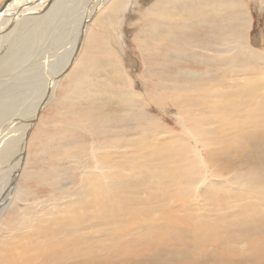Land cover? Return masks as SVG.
Masks as SVG:
<instances>
[{"label":"bare ground","instance_id":"6f19581e","mask_svg":"<svg viewBox=\"0 0 264 264\" xmlns=\"http://www.w3.org/2000/svg\"><path fill=\"white\" fill-rule=\"evenodd\" d=\"M39 1L10 0L0 13V24H4L0 33L15 20H20L23 29L29 28L22 30L15 45L13 42L16 56L7 59L11 81L0 77L9 89L0 94V221L3 216L8 222L2 228L4 235L0 233V264H264V134L260 137L258 133L264 124V78L254 69H264V48L247 35L252 20L261 12L254 9V17L240 0H82L86 8L79 19L81 0ZM29 12L31 15L24 17ZM52 20H57L55 25ZM70 25L75 32L73 48L61 61L62 68L57 66V75L46 79L44 96L31 107L30 118L26 116L24 123L8 118L23 98L34 99L35 75L30 70L27 46H35L47 35L52 39L61 33L62 39ZM134 34L126 50L125 39ZM129 50H143L152 60L142 58L143 70L140 75L137 67L131 70L133 79L128 64L120 62V55ZM229 52L237 54L229 56ZM21 59L26 64L24 72L13 74L15 62ZM176 60L205 70L217 66L218 71L180 72ZM248 62L253 63V69L245 78L244 63ZM44 64L49 67L48 61ZM103 66H112L121 80L112 84L98 81V76L112 75L101 74ZM230 66L241 75L233 97L227 90L226 102L236 106H226L242 112L232 115L220 105L221 94L209 92L216 81L219 87L226 84L223 70ZM214 74L216 81L207 79ZM118 82L128 89H115ZM109 86L112 92L103 93ZM162 92L178 101L180 95L192 94L191 102L182 106L185 111L177 124L189 129L188 137L193 136L196 144L180 131L172 133L163 127L148 129L149 134L138 141L128 140L121 131L113 133L116 124L145 115L150 103L161 101ZM96 99H104L101 105L106 104L107 109L110 101H118L117 111L95 110L93 105H100ZM76 103L82 106H74ZM45 107L50 108L42 120L39 111ZM234 118L243 121L245 138L241 139L247 143L238 142L233 134L240 127ZM140 121L127 126L129 134L137 130ZM22 124V133H16ZM35 140L41 147L37 155L46 153L52 165L58 160L64 161L61 166H74V172L61 170L55 176L52 193L66 195L53 205L31 201L35 196L32 183L38 174L29 167L28 145ZM52 148L57 155L50 153ZM191 161H198L192 165L201 167L196 171ZM257 163H263L262 167ZM235 166L236 173L227 177ZM191 173L188 180L182 177ZM63 177L73 183L79 177L81 183L67 187L66 181L60 184ZM121 182L132 187L130 193L119 192L113 197L109 193ZM204 182L208 185L203 193V187L194 195L186 191L188 186L199 187ZM202 195L199 200L193 197ZM205 197L208 202H203ZM9 214L19 215V220L12 222ZM224 224L233 225L227 228ZM253 226L255 232L248 233ZM241 228L240 233H234ZM216 231L220 235L216 236ZM225 233H233L228 236L242 244L227 245Z\"/></svg>","mask_w":264,"mask_h":264},{"label":"rangeland","instance_id":"374dc122","mask_svg":"<svg viewBox=\"0 0 264 264\" xmlns=\"http://www.w3.org/2000/svg\"><path fill=\"white\" fill-rule=\"evenodd\" d=\"M5 1L6 0H0V6ZM39 2H41V0ZM150 2H152V1L150 0ZM240 2H241L240 4L242 5V7H245L246 10H250L251 11L250 13H252L254 17H255V13L253 11L254 9H257V13L261 12L259 15L257 14L259 18L256 17L257 19L254 18L252 20V23H251L252 27L247 32V35L249 34L251 36L250 40H251L252 43H254V40L256 39L255 41L257 43H260L259 46L260 47L262 46L261 48H264V11H263V9H264V3L263 2L264 1L263 0H240ZM255 2H258L259 4L255 3ZM78 3L81 4V6L79 5L78 10H77V11H79L78 15H79V19H80L81 16H82L81 14H83L82 12H84L86 7H85V3H83L82 0L79 1ZM71 4H72V2L69 3V5H71ZM254 4H258V5L255 6ZM69 5H68V9L70 10ZM44 6H46V5H44ZM260 6L262 8V11H260ZM32 7L33 6H31L30 8H32ZM146 7H148V5L145 6L144 8H146ZM16 8H18V6H16L14 9H16ZM42 8H44V7H42ZM70 12L72 13L73 11L70 10ZM245 14L248 15L246 11H245ZM30 15H31V13L29 12L24 17H29ZM79 19H77L75 21H78ZM57 20H54L55 22L52 20V23H54V25H55ZM138 21L139 20H136V22H138ZM2 26H4V24L1 23L0 27H2ZM67 28L64 30V36H63L62 39H61V33L57 37L54 36V38H52V39H50V35H47L44 40H42L41 42L35 43V46H27V52L30 53L29 60L31 59V62L29 64H31V68L32 69H30V70H32L33 76L35 75L33 82L35 81V83H36V85H34V88L35 87L37 88V89L35 88V90L37 92H35V90L33 92L32 97L34 99L31 97L33 99V101L28 97V98H23L22 101L18 102L17 105H19V106L17 107L15 105L14 106L15 109L13 107V109L9 112V115L7 116L8 118L10 117V118L20 119L22 122L23 121L25 122V120H27L28 117L30 118V116L32 114V110H33L31 107H33L34 105L38 104L39 100L42 99L41 97L44 96L43 93L45 92L44 90L46 89V86H47L46 84L48 83L46 79L51 80L52 78H54V76L57 75V73L59 72V71L57 72V69H56L57 66L60 64L61 65L60 69L62 68L63 63H61V61H63V59L65 58V55H67L71 51V49L73 48L75 32H74V30H73L71 25L68 26ZM22 30L23 31H26V30L29 31V28L23 29L20 20H15L13 25H11V23H10V26L5 31L0 33V77H1L2 80L7 81V82H10L11 79H12V78L9 77L11 74L7 75L8 70H9V69H7V71H6V65L9 63V62H7V59L8 58L10 59L11 55H15L16 56V54L13 53L12 45H13V42H14V45H15V42L17 40L21 39ZM251 30H252V32L250 33ZM134 36H135V34L133 36H129L128 38L125 39L124 44L126 43L125 44L126 50H127V47H128L127 44L128 45H132L131 42L134 41V38H135ZM67 37H68V39H67ZM129 41H130V43H129ZM69 43H71V44H69ZM67 44H69V46ZM131 51L132 50L125 51L123 53V56L125 55L124 56L125 58L122 55H120V57H121L120 58V62H122V60L124 61V63L126 62V64H128L127 67H129L130 71L137 67V71L139 72L137 75H140L142 70H143V68H141L142 64L144 63L143 59L145 58V60L148 61V62L149 61L152 62V60L150 58H146V56L144 55L143 50L137 51L135 53L133 51L132 52ZM180 52L181 51H179V53ZM236 54H237V52L236 53L229 52V56H234ZM49 57H50V59H49ZM51 58H53L55 60H51ZM22 59L19 60L18 62L17 61L15 62L18 69L15 68L16 71H13L14 72L13 74H17L18 71L19 72L20 71L24 72L26 64L22 63L23 62ZM132 60L135 62L134 63V68H133ZM45 61H48V63H49V67L48 68L45 67V64H44ZM34 65H36V66H34ZM175 66H176L177 71H180V72H193V73H195V71H200V73H207V72H211V71H213V72L218 71L217 68H216L217 66H214V67L209 68L208 70H205L204 67L199 66V65H195V64H188V65L184 64L183 65L178 60L175 61ZM37 67H38V69H37ZM244 67L247 70V72H246L247 76H245V78H247V77H249L252 74L253 63L252 62H248L247 64L244 63ZM34 69H35V72L37 74H34ZM106 69H108V70H106ZM254 69H255V71L257 73H262V77L264 78V69H262L260 66L255 67ZM38 70H39V72H38ZM113 70L114 69L112 68V66H108V67L103 66L101 68V74H106L107 72H110L112 75L111 76L102 75L105 78H103L102 76H98V77H96V79L98 81H105V83H108V84H112L114 82V80H121V78H118L116 76L117 74L115 72L113 73ZM223 72L225 73V76H226L225 77L226 84L223 87L217 86V82H218V81H216V79L218 77L217 74H214L213 77L211 75L208 76L207 79L212 78V80H213V78H214V80L216 81L215 83L211 84V89H210L209 92H211L214 95L215 94H221L220 98L222 99V104H220V105L223 106L224 112L229 113L231 115L233 113H242V112L230 111V108L228 106H226V104H228L230 106H233V107L236 106L235 103L230 101V100L226 102V96H228L227 90H230L232 92V96L231 97H233L234 91L237 89L236 86H235V83H237V79H239V78H237V76L239 75L241 77V75H240V73H238V71L235 68H232L231 66H230V68H225L223 70ZM38 73L39 74L41 73V75H38ZM42 73L45 74V77L43 76ZM234 73L236 75H234ZM3 74H4V76H1ZM129 75L131 76L132 79L135 78L134 77L135 75L134 76L132 75V71L130 72ZM44 78H45V80H44ZM228 78L230 79V83L228 81ZM124 79H125V77H124ZM223 81H224V79H223ZM167 82H169V81H167ZM2 83L3 82L0 80V94L1 93L6 94L9 89L5 85H3ZM138 84L139 83L135 82V89L137 91H140V87L136 86ZM195 88L196 87L193 86L191 92ZM112 89L113 88H111L109 86L106 91L105 90L103 91V93H107V92L111 93ZM115 89H128V85L122 86L118 82L115 85ZM39 91H41V92H39ZM39 93H41V94L39 95ZM161 94H163L161 101H159L158 103H156V102L150 103L145 108L146 114L143 115V116H137L135 118V120L141 118V121H140L139 126H138L136 131L132 132L131 134H129L131 131H127V126L133 124V122L135 121L134 120L133 122H130V123H119V124H116L114 129H113V131H114L113 133H117V132L121 131V132L126 133L125 135H123V137L127 136L128 140H130V141H138L140 138H142V137H144V136L149 134L148 129L150 131H153L155 129H160L159 127H163L162 129L164 131L168 130L169 132H172V133H174L175 131H180L181 135L186 140L193 141L196 144L195 140L193 139V136L192 137H188V134L191 133L189 131V129L187 127L183 126L182 124H180V125L177 124V120L178 119L182 120L183 112L185 111L182 106L191 102L192 94L191 93H184V94L180 95L181 96V100H179V101L177 99H175V96L168 95L167 92H164V93L162 92ZM189 94L191 95V97L189 99L183 98L184 96L189 95ZM222 94L225 95V96H223ZM37 96L40 97V98H38ZM99 100H100V102H99L100 105H93V108L95 110L98 109V107H99V110H102L105 113H108V112H110L112 110L117 111L116 106H117V102L118 101L117 102H115V100L110 101V103L111 102L112 103L107 105V107H108V109H107L106 108V104H104L105 106L101 105V104L105 103V100L104 99H96V101H99ZM6 102H9V101H6ZM29 102H31L33 105H28ZM82 104H84V103H82ZM0 106H2V102H0ZM72 106L73 105H70V107H72ZM74 106L80 108L82 105H80V103H76V105H74ZM85 106L87 107V105H84V107ZM256 106L258 108L262 107L260 105H256ZM29 107L31 108L30 110L28 109ZM49 108L50 107H45L44 109H42V108L40 109L41 111H39V113H41L40 116H41L42 120L45 119V117L47 116L46 114L48 113L47 110ZM91 110H92V108H91ZM142 111H143V108H142ZM133 112H135V109L133 110ZM138 113H140V112H137V115H138ZM17 114L18 115L20 114V115L18 116ZM26 116H28V117H26ZM155 117H157V119ZM142 121H144V122H142ZM234 121H236L240 125V127L234 129L233 132H235V133H233V134H235L236 139H238V142H240V143L246 142V139H241V138H245V134L243 132V124H242L243 121L241 122L239 118H234ZM39 123H40V121H39ZM44 125H45L44 127H46V123H44ZM233 126H234V123L231 125V127H233ZM131 127L134 128L135 125H132ZM20 128L21 129L23 128V124L19 125L17 127V129H16L17 132L16 133H18V134L22 133L23 129L21 130ZM18 131H20V132H18ZM175 133H179V132H175ZM258 133H259L260 137L263 136V134H264V124H262L261 126L258 127ZM79 135H80L79 133L74 135V138L78 137ZM109 137H111V136H108V138ZM26 138L27 137H25V139ZM27 140H29V139L27 138ZM27 140H25L26 144H27ZM38 142H39V140L30 141V144L28 145L29 158H30L29 167L33 171L34 175L38 174V176L36 178L37 180H34L33 183H32L33 195H35V196L31 197V201H36L35 203H44V204L49 202V203H51L53 205L65 193V192H61L62 193L61 194L60 192H57L55 190L52 193V190L55 189V188H53L54 187V182L56 181L55 180V176L59 172H63V171H65L67 174L71 173V172H74L73 171L74 166L73 165L61 166V164H63L64 161H58V160H56V164L53 163L55 165H52L50 160H48V157H47L46 153H44L42 155H37L36 154V152L38 153V149L39 150L41 149L40 144ZM249 144H250V140H249ZM100 145L101 144H99V145L97 144L98 147ZM73 148H77V146L74 145ZM191 149L193 151L195 150L194 144H191ZM211 150H212V152H216L217 151L216 148H214V147L211 148ZM221 151L224 152L223 150H221ZM50 153H53V156L57 155V153H56L54 148L51 149ZM26 154H27V151H26ZM152 158H155V156H152ZM53 162H55V161L53 160ZM189 163L192 165V163L196 164V163H198V161H191ZM262 164L263 163H257L256 166L262 167ZM192 166H193V168H195L196 171L201 167V166H196V165H192ZM50 167H53V168L50 169ZM27 168H28V166H27ZM236 169H237L236 166L232 167L231 170L228 173H226V176L229 177V176L235 174L236 173ZM61 170H63V171H61ZM26 171L28 172L27 169H26ZM49 173H50V175H49ZM193 173H191L189 175H183L182 177L185 178L186 180H188L189 177L191 175H193ZM51 175H53V177H51ZM78 175L79 174H77V176ZM215 178H220V177L216 176ZM65 181H66L65 184H66L67 187L68 186L69 187H74V185H78V184L81 183V179L79 177L74 178V183H73V179H68L67 180L66 178L63 177L62 178V182L60 184H62ZM119 184L121 185V187H119ZM119 184H117V187H116L115 191L113 190L112 193H109V194L113 195V197H117L116 195L119 192L124 193V194L125 193L128 194V193H130V191L132 189V187L129 186L126 182H121ZM207 185H208V182H204L199 187H197L195 185H191V186L187 187L186 191L188 193L194 195L196 193V189L203 187L202 188V193H203L204 190L206 189ZM23 186H26L27 188H29V186L26 185V184H23ZM63 188H64V186H63ZM65 195H66V193H65ZM55 197H58V198L55 199ZM176 197L178 198L177 195H176ZM193 197H195L197 200H199V199H201L203 197V195L202 196H193ZM172 199L173 198H170V200H172ZM166 201H167V199H166ZM208 201H209L208 197L203 198V202H208ZM22 205H25V203H22ZM155 208H156V211H157L158 207L155 206ZM16 213L18 214V212H16ZM201 213H203V215L209 214L207 211H201ZM2 218H3V216H2ZM2 218H1V221H0V233L3 234V233H5V230H2V228H4V226H8V222L5 221L4 219L2 220ZM7 218L10 219L12 222H14V221L19 220V215L16 216V214H13V215L9 214L7 216ZM232 225L224 224V225H222V227L226 226L228 228V227H230ZM222 227H219V228H222ZM219 228H218V230H219ZM253 228H254V226L252 227V230H248V233L253 234L255 232V230H253ZM259 228H261V227H259ZM242 229L243 228L237 229L236 231H234V233H240ZM2 234H0V235H2ZM215 234H216V236L220 235V234L217 233V231H216ZM231 234H233V233H231ZM231 234L225 233L223 235V236H227L225 238V243L227 245L239 246L240 244H242V243L234 242L232 240L233 238L228 236V235H231ZM173 237H177V235L174 234ZM207 249L213 251V249L210 248L209 246L207 247ZM185 253H188V249L186 251H184V254ZM204 264H209V261L207 263H204Z\"/></svg>","mask_w":264,"mask_h":264},{"label":"water","instance_id":"95a60500","mask_svg":"<svg viewBox=\"0 0 264 264\" xmlns=\"http://www.w3.org/2000/svg\"><path fill=\"white\" fill-rule=\"evenodd\" d=\"M10 0H6L1 6H0V13H2L4 10H5V7L7 5V3L9 2Z\"/></svg>","mask_w":264,"mask_h":264}]
</instances>
